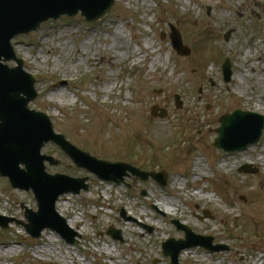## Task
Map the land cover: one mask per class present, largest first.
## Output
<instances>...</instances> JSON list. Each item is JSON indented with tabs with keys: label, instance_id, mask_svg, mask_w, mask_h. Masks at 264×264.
<instances>
[{
	"label": "rangeland",
	"instance_id": "obj_1",
	"mask_svg": "<svg viewBox=\"0 0 264 264\" xmlns=\"http://www.w3.org/2000/svg\"><path fill=\"white\" fill-rule=\"evenodd\" d=\"M171 25L188 55L173 50ZM114 33L122 36L120 46L111 47ZM250 42L257 47L248 49ZM11 43L36 80L38 98L30 108L49 115L56 133L97 159L162 170L167 183L134 176L125 178L127 185L101 180L48 142L41 152L59 160L54 166L45 163L48 173L87 179L86 190L61 195L55 204L65 220L77 218L79 227L66 224L77 244L50 229L35 239L12 223L0 227V243L15 242L19 250L1 257L0 264H74L76 259L79 264H170L162 243L184 238L173 219L226 246L216 252L191 247L195 253L186 259L181 257L186 250L180 251V264H264V155L257 159L264 134L257 144L232 154L212 146L220 115L237 108L264 115V0H115L99 21L62 16ZM225 57L231 62L228 83L221 71ZM240 69L245 77L235 85ZM54 90L63 96L53 97ZM154 106L163 117L151 116ZM196 158L209 172L191 183ZM222 162L225 167L219 168ZM244 163L257 173L238 172ZM182 177L185 187L172 188ZM198 188L211 198L197 201ZM153 195L178 197L172 214L150 203ZM26 208L37 210L33 193L13 189L0 177V216L25 221ZM109 227L120 239L107 233ZM105 245L113 248L112 255ZM39 246L52 255L36 252Z\"/></svg>",
	"mask_w": 264,
	"mask_h": 264
},
{
	"label": "water",
	"instance_id": "obj_2",
	"mask_svg": "<svg viewBox=\"0 0 264 264\" xmlns=\"http://www.w3.org/2000/svg\"><path fill=\"white\" fill-rule=\"evenodd\" d=\"M112 4L113 0H0V176L7 177L13 188L32 190L38 206L37 212L26 209L27 223L0 216V226L3 228L16 222L22 224L27 233L35 238L45 228L67 238L65 221L55 211V203L63 193L78 194L81 189L86 190V178L75 179L47 173L45 161L53 165L58 163L52 157L40 154L43 144L49 141L58 145L77 166L86 168L101 179L119 184L130 172L142 179L150 176L164 182V176L160 177V173H145L123 162L97 160L80 151L63 135L53 131L46 114L28 108L29 102L36 98L35 81L23 71L22 61L16 58L10 40L17 34L36 30L42 22L50 18L57 19L61 15L74 16L80 12L88 21L97 20L109 11ZM170 37L176 51L187 54L188 50L182 46L179 34L173 31ZM2 59L4 62L15 60L17 66L9 68L1 63ZM222 69L228 81L231 76L228 61ZM219 123L220 127L216 130L218 136L213 144L227 153H233L259 141L264 128V116L236 110L230 115L221 116ZM239 171L256 172L247 164L241 166ZM180 227L186 233V240L170 239L164 244V254L170 256L171 264H178L179 250L198 244L209 247L205 242L211 240L193 235L187 228ZM108 233L119 237V233L111 228ZM170 247L176 249L172 251Z\"/></svg>",
	"mask_w": 264,
	"mask_h": 264
},
{
	"label": "bare ground",
	"instance_id": "obj_3",
	"mask_svg": "<svg viewBox=\"0 0 264 264\" xmlns=\"http://www.w3.org/2000/svg\"><path fill=\"white\" fill-rule=\"evenodd\" d=\"M220 18L219 17H216V18H213V20L215 21H218ZM112 39L113 41L115 42L111 47H113L115 44L116 45H121V39H122V36L119 34V33H114L112 35ZM89 44L90 42L87 43V46L89 47ZM257 46L255 45L254 42H250L249 46H248V49H254L256 48ZM81 50L82 52V49L81 48H78V52ZM107 57L108 61H113L114 60V56H111V55H104ZM261 59V57H260ZM90 60V59H88ZM239 72V75H240V79L236 80L235 81V85H240L242 83V80L243 78L245 77V74L244 72L242 71V69L238 70ZM52 96L53 97H61L63 96V94L59 91V90H54L52 91ZM254 100H259V97L257 96H254ZM159 128V127H157ZM263 156L264 155V144L258 148L257 150V159H260L259 156ZM242 159H246V156H242L241 157ZM193 171L197 172V174H195V176L193 174H190V177H191V183H193L199 176H204V177H207L208 176V172H209V169L207 167H205V165H203L201 163V159L200 158H196L195 161L193 162ZM224 168L225 167V163L222 162L219 164V168ZM186 182L187 180L182 177V178H175L171 184V187L173 188L174 186H177L179 189H183L186 185ZM201 192L202 190H199V191H196L194 192V195L196 197V200L199 201L201 200V198H211V195H206V196H202L201 195ZM177 195L180 194V192H176ZM198 195V196H197ZM154 198L152 200H150V203H153L155 204L158 208L162 209V211H166L168 214H172L173 210L175 209V206H176V200L178 197L176 198H173L172 196L171 197H162V196H159L157 197L156 195H153ZM60 204V200L57 201V205ZM255 212H258L255 211ZM263 216H264V212H263ZM150 221V219H148ZM67 223L74 226V227H79V222L77 221V218H72V219H67ZM159 226L155 224L154 226V230H156L155 232L159 231ZM15 242H12V241H9V242H5V243H0V258L1 257H9L11 256V254H13L14 252L18 251L19 248L15 247V245L13 244ZM112 249L111 247L109 246H104V250L106 251V253L108 255H112ZM36 252L40 253V254H44V255H52V251L50 248H45V247H42V246H39L38 248H36ZM195 252L192 251V250H186L182 255L181 257L183 259H186V258H191L193 256ZM256 260H259V258H256ZM74 264H79L77 259L75 260V263Z\"/></svg>",
	"mask_w": 264,
	"mask_h": 264
}]
</instances>
